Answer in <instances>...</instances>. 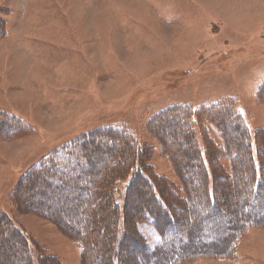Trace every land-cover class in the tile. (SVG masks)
Segmentation results:
<instances>
[{
  "label": "rangeland",
  "instance_id": "374dc122",
  "mask_svg": "<svg viewBox=\"0 0 264 264\" xmlns=\"http://www.w3.org/2000/svg\"><path fill=\"white\" fill-rule=\"evenodd\" d=\"M2 21L0 111L27 131L0 132V214L63 264H79L74 243L8 200L54 148L98 127H124L153 148L155 172L175 181L144 128L156 112L233 97L247 126L264 131V104L256 99L264 81V0H0ZM137 228L148 246L158 244L150 224ZM217 231L233 236L227 225ZM189 264H264V228L248 231L235 257Z\"/></svg>",
  "mask_w": 264,
  "mask_h": 264
},
{
  "label": "trees",
  "instance_id": "16d2710c",
  "mask_svg": "<svg viewBox=\"0 0 264 264\" xmlns=\"http://www.w3.org/2000/svg\"><path fill=\"white\" fill-rule=\"evenodd\" d=\"M6 31V22H0V40ZM256 99L264 104V81ZM144 128L175 181L155 172L153 148L137 142L132 132L98 127L28 169L8 196L11 206L54 225L78 248L79 264H189L235 257L240 239L264 228V131L247 126L233 97L197 107L168 106ZM26 131L19 119L0 111L1 133ZM139 223L155 229L157 245H147ZM223 225L232 238L227 231L219 237ZM0 239L7 255L0 264H63L5 213ZM225 242L222 248L219 243Z\"/></svg>",
  "mask_w": 264,
  "mask_h": 264
},
{
  "label": "crops",
  "instance_id": "0c3cea01",
  "mask_svg": "<svg viewBox=\"0 0 264 264\" xmlns=\"http://www.w3.org/2000/svg\"><path fill=\"white\" fill-rule=\"evenodd\" d=\"M21 12H23V11L21 10Z\"/></svg>",
  "mask_w": 264,
  "mask_h": 264
}]
</instances>
